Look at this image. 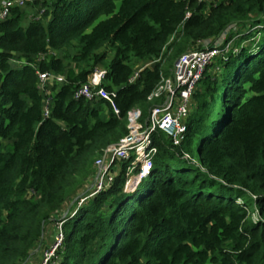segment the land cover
I'll return each mask as SVG.
<instances>
[{
	"label": "trees",
	"instance_id": "1",
	"mask_svg": "<svg viewBox=\"0 0 264 264\" xmlns=\"http://www.w3.org/2000/svg\"><path fill=\"white\" fill-rule=\"evenodd\" d=\"M34 2L35 16L13 7L0 19V264H27L59 220L65 240L51 264H264V0ZM225 34L229 59L199 81L182 145L155 132L148 176L127 188L122 163L78 205L97 158L128 134V113L146 116L179 56ZM136 61L151 65L132 81ZM100 64L119 114L75 97ZM37 68L65 82L45 95Z\"/></svg>",
	"mask_w": 264,
	"mask_h": 264
},
{
	"label": "built area",
	"instance_id": "2",
	"mask_svg": "<svg viewBox=\"0 0 264 264\" xmlns=\"http://www.w3.org/2000/svg\"><path fill=\"white\" fill-rule=\"evenodd\" d=\"M34 0H1L0 19H5L13 7H24ZM199 3L217 4L226 0H196ZM187 13V17L190 16ZM219 39L215 45L205 48L191 49L184 52L176 60L172 74L162 75L160 82L149 95V101L153 103L146 116L141 108H134L128 113L129 132L116 144L106 148L95 161V173L93 184L77 197L78 205L83 204L90 198L95 197L104 189L110 187L121 169L122 163H126L125 176L126 187L132 186L136 181L148 176L153 168L154 159L158 153V147L154 142L153 135L157 131L163 132L174 147H180L186 138V120L192 110L193 95L199 81L203 78L207 68L221 60L222 64L229 59V52L233 47V40ZM42 55L39 60H43ZM20 65L22 62L13 60ZM151 65L147 64L146 66ZM145 67V66H144ZM141 67L132 77L134 81ZM39 87L48 95L50 87L65 82V76L54 71H42L37 68ZM106 69L100 66L94 70L93 78L79 86L75 97L88 101L106 100L112 106L115 113L120 110L115 102L116 93L104 86ZM46 115H49V100L46 105ZM184 158L194 164L198 162L192 156L184 152ZM253 218L260 213L255 209ZM65 217V215L63 216ZM65 240L63 221L56 223V234L53 242L43 253L41 264H51Z\"/></svg>",
	"mask_w": 264,
	"mask_h": 264
},
{
	"label": "rangeland",
	"instance_id": "3",
	"mask_svg": "<svg viewBox=\"0 0 264 264\" xmlns=\"http://www.w3.org/2000/svg\"><path fill=\"white\" fill-rule=\"evenodd\" d=\"M23 10L25 11V13L27 14L28 18L30 17H33L35 16L36 14L39 13V6L36 4V2H28L25 7H23ZM225 38L224 36H222L220 38L223 39ZM107 51L106 48H103L101 50H99L98 52L99 53H102V52H105ZM53 52V51H52ZM56 55H59L60 57H65L66 54H71V56L75 53V50L72 49V48H68V49H62L60 51H56L55 52ZM108 60H110L112 58L111 54L109 53L108 54ZM68 63L70 62V59H67L66 60ZM147 64H150V62H144V61H136L135 62V67H136V72L141 68V67H144L146 66ZM167 64V63H166ZM164 64V69H167V65ZM101 68H105V65L104 64H100L99 65ZM135 72V73H136ZM135 75V74H134ZM50 92H52V89H50ZM193 104H194V100L192 102V107H193ZM106 114V113H105ZM106 116V115H105ZM196 158H198V149H196L194 151V155H193ZM92 171H94V166H93V169ZM93 184V181H89L87 182L82 188H80V191H79V195H81L82 193L86 192L87 189ZM76 197V196H75ZM75 197L71 198L70 201L67 202V204L65 205V207L63 208L62 210V213H61V216L63 214H65V211H67L68 209H70L69 207H71L74 203H75ZM56 222V221H55ZM52 227V222H47L46 224V228H45V233L44 235L47 237L45 238L44 237V241L42 244H40L38 246L39 249H37L35 251V253L33 254V256L31 258L28 259V263L27 264H41L42 263V260H43V253L44 251L50 246V244L53 242L54 238H55V234H56V224H55V227L53 229H51ZM26 264V263H25Z\"/></svg>",
	"mask_w": 264,
	"mask_h": 264
},
{
	"label": "crops",
	"instance_id": "4",
	"mask_svg": "<svg viewBox=\"0 0 264 264\" xmlns=\"http://www.w3.org/2000/svg\"><path fill=\"white\" fill-rule=\"evenodd\" d=\"M0 2H1V0H0ZM51 88V87H50ZM51 93V92H50ZM51 229H53V227H51ZM45 238H47V237H45Z\"/></svg>",
	"mask_w": 264,
	"mask_h": 264
},
{
	"label": "water",
	"instance_id": "5",
	"mask_svg": "<svg viewBox=\"0 0 264 264\" xmlns=\"http://www.w3.org/2000/svg\"><path fill=\"white\" fill-rule=\"evenodd\" d=\"M37 249H39V248H37Z\"/></svg>",
	"mask_w": 264,
	"mask_h": 264
}]
</instances>
